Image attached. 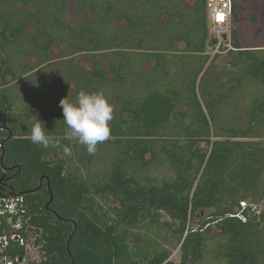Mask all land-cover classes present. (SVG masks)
Returning a JSON list of instances; mask_svg holds the SVG:
<instances>
[{
	"label": "trees",
	"instance_id": "trees-1",
	"mask_svg": "<svg viewBox=\"0 0 264 264\" xmlns=\"http://www.w3.org/2000/svg\"><path fill=\"white\" fill-rule=\"evenodd\" d=\"M254 1L232 0L231 53L236 66L245 69L250 61L249 67L246 72L241 68L229 73L221 89H203L204 71L212 63L205 50V0H195L192 8L180 0H76L79 9L95 15L82 20L78 28L61 20L67 0H0V84L30 72L26 78L40 109L30 115L26 99L15 117L11 109L21 98L0 94L13 133L25 136L7 141L0 161L4 165L15 161L24 179L34 183L41 175L49 178L55 215L63 219L38 198L19 192L28 201L36 245L46 256L44 264H131L117 227L130 226L155 211L165 212L178 224L175 232L183 264H190L187 255L195 256V264H202L207 256V261L211 257L218 264H264L263 214L240 206L253 195H264V37L254 33L264 26V17L254 11ZM18 4L21 7L15 10ZM116 19L125 21L123 28L115 25ZM30 21L45 37L43 46L23 33ZM50 44L61 48L58 68L48 52ZM112 51L119 63L109 77L101 60ZM84 52L92 59L89 72L74 65L75 56ZM29 55L37 57L36 65L27 64ZM148 59L153 66L144 71ZM70 81L76 84L73 91L68 90ZM234 82L232 93H227L225 88ZM251 87L247 107L241 109L250 125L242 133L230 128L224 137L213 134L220 107L232 101L230 111L236 112L240 105L232 96ZM88 89L103 91L112 106L119 103L110 122V138L94 154L70 136L59 106L62 97L74 99ZM199 92L205 95L200 97ZM33 115L43 121L53 140L47 148L30 140ZM64 147L71 149L78 169L85 171L83 178L66 174V162L59 156ZM164 163L170 177L157 180L147 175ZM93 167H97L94 173ZM92 195L118 202L112 223L102 225L91 218L87 208ZM208 208L213 211L191 227L196 212ZM168 258L162 250L144 264H174Z\"/></svg>",
	"mask_w": 264,
	"mask_h": 264
},
{
	"label": "rangeland",
	"instance_id": "rangeland-1",
	"mask_svg": "<svg viewBox=\"0 0 264 264\" xmlns=\"http://www.w3.org/2000/svg\"><path fill=\"white\" fill-rule=\"evenodd\" d=\"M46 1L51 2L53 0ZM183 2L188 7H191L194 5L195 0H183ZM20 7L21 5L18 4L17 6H15V10H18ZM252 7L260 17H264V0L254 1ZM243 9L247 10V8ZM206 15L208 17V12L206 13ZM90 17H92V14L87 11L78 9L75 0H67L65 12L62 14V21L66 22L72 27H76L82 19ZM207 21L209 32L211 28L209 18ZM29 24V33H35V23L31 21L29 22ZM121 25L122 22L119 21L118 26ZM254 33L257 37L261 35L264 37V26H258L254 30ZM87 44L89 46L90 42H88ZM179 46L183 47V44L180 42ZM205 50L211 58L212 48L206 47ZM59 51L60 49H57L56 47L51 50L53 56H57ZM211 60L212 63L208 67H206L204 71L205 75L201 81L203 89H214V87L221 89L225 87V84H227L225 83V81L227 80V75L231 72L238 73V70L242 68L241 66L235 65V57L230 52V50H225L223 53L217 54V56H214ZM35 61L36 59H33V62ZM102 63L105 74L108 76H112L115 74L118 67V56L115 53H110L103 59ZM227 63H234L232 69L228 70V74L225 73ZM76 64L77 67H79V69H81L82 71H87L91 67V60L87 54H80L76 60ZM249 64L250 61H246L245 69L242 68L244 72H246ZM152 66L153 60L148 59L144 63L143 68L145 70H150ZM252 83L253 82H251L250 84L251 86ZM204 85H206V87H204ZM235 85L236 83L234 82L231 86L225 88L226 92L232 93V87ZM74 88L75 85L72 84L68 89L69 91H73ZM252 90L253 87L246 89L245 94L238 92L235 96H232V99L238 101V105H240V109L236 112L230 111L234 107L232 101H228V103H225L224 106L220 107V115L213 120V134L218 133L219 136L224 137L226 133H231V130H229L230 128L236 129V132L238 131V133L244 132V129L247 128L250 123L245 119V112L241 111V109H245V107H247V99L252 95L250 94L253 92ZM202 95H205L204 92H199V96L202 97ZM204 98L209 99L210 97L209 95H206ZM112 107L113 113L116 112L119 108V103L117 104V102H115ZM237 116H241L240 119L239 117L237 118ZM201 147L205 148L204 142L201 143ZM59 156L66 162V174H73L76 180L84 177L85 171L83 169H78V162L70 154L66 153L64 151V148L60 149ZM95 171H97V167L91 168L92 173H94ZM147 175L152 179L160 180L162 178L170 177L172 173L168 169L167 163H164L159 167L151 169ZM91 197V201H89L87 208L91 212V218L102 225L112 223L115 218L113 208L119 206L118 202L115 199L111 198L105 200L98 195H92ZM226 203L230 204V200L228 199V202ZM240 206L242 208L249 207L251 210L256 211L257 216H261L263 214V219L258 217V221L261 219L262 224L264 225V195L262 197L253 195L247 200L241 201ZM212 211L213 208L197 211L196 213L197 215L199 214V216L195 214V218L191 219L190 226H197L201 222V218ZM176 228H178V224H176L175 221L163 211H155L154 213L146 212L139 218L136 223L130 226L118 225L117 233L126 243V261H128V263L130 262L131 264H144L153 253L166 250L169 253L168 259H170L174 264H183V262H181L179 237L175 232ZM212 231L216 232V228L214 225L212 226ZM187 258L190 264H195L197 262L195 261V256L188 257L187 255L186 259ZM207 259L208 256L205 258V261H202V264H218L217 261L211 257L209 261H207Z\"/></svg>",
	"mask_w": 264,
	"mask_h": 264
},
{
	"label": "built area",
	"instance_id": "built-area-1",
	"mask_svg": "<svg viewBox=\"0 0 264 264\" xmlns=\"http://www.w3.org/2000/svg\"><path fill=\"white\" fill-rule=\"evenodd\" d=\"M205 5L211 25L208 39L217 40L211 55L232 49V0H205ZM34 233L24 194L0 192V264H44L46 256L36 245Z\"/></svg>",
	"mask_w": 264,
	"mask_h": 264
},
{
	"label": "flooded vegetation",
	"instance_id": "flooded-vegetation-1",
	"mask_svg": "<svg viewBox=\"0 0 264 264\" xmlns=\"http://www.w3.org/2000/svg\"><path fill=\"white\" fill-rule=\"evenodd\" d=\"M76 1V0H75ZM181 3L187 7V8H192L193 6L191 7H188L184 2L183 0H180ZM77 4V3H76ZM67 6V5H66ZM78 7V6H77ZM79 9V8H78ZM81 10V9H80ZM83 11H87L89 12L88 10H83ZM65 12V11H64ZM63 12V13H64ZM90 13V12H89ZM92 14V13H90ZM91 18H95V15L92 14V17L90 18H86V19H91ZM162 20H164V18H161ZM61 20H62V15H61ZM82 20H85V19H82ZM81 20V21H82ZM161 20V21H162ZM119 21L122 22V25L121 26H118V23ZM31 22V21H30ZM81 23V22H80ZM79 23V24H80ZM79 24L74 27V28H78ZM115 25L121 29L124 27L125 25V21L124 20H121V19H116L115 20ZM29 27H30V24H27V26L25 27L23 33L27 36V37H35L37 42L40 44V45H44L46 43V39L43 35H40L37 33V31L33 34L29 33ZM3 30V25L0 24V31ZM209 33V32H208ZM7 36H9V33L7 32L6 33ZM208 38H207V42H208ZM89 41V40H88ZM88 43V42H87ZM91 46V43L87 44V47H90ZM59 48L60 51L58 52V55L57 56H53L52 55V52L51 50L53 48ZM208 47V46H207ZM211 48V47H209ZM233 49V48H232ZM230 49V52L231 50ZM2 49L0 48V51ZM225 51V50H224ZM227 51V50H226ZM48 52L49 54L51 55V57L53 58L52 60V63H53V66L55 68H58L60 67V64H59V59H60V53H61V48L56 45V44H50L49 45V49H48ZM85 54L88 55V57L90 58L91 60V67L89 70L87 71H83V72H89L92 70V59L89 55L88 52H84ZM84 53H80V54H84ZM110 53H115V51H112ZM110 53H108L107 55H109ZM223 53V52H222ZM80 54H77L75 56V60H74V65L76 66L77 69H79V67H77V64H76V60L78 58V56ZM116 54V53H115ZM221 54V53H220ZM106 55V56H107ZM117 55V54H116ZM105 56V57H106ZM212 57L210 58V60L214 57V56H217V54L215 55H211ZM104 57V58H105ZM56 58V59H55ZM103 58V59H104ZM33 59H36L35 62H33ZM103 59L101 60V65H102V68H103ZM56 61V62H54ZM26 62L28 65L30 66H33V65H36L38 60H37V57L35 55H29L26 57ZM32 62V63H31ZM118 63H119V58H118ZM230 64H232L231 66L233 67L234 63H227L226 64V70H225V73H229L228 70H231L232 67H229ZM118 66V65H117ZM118 69V67H117ZM81 70V69H79ZM144 71H147L143 68ZM82 71V70H81ZM103 71H104V68H103ZM105 73V71H104ZM30 74V72L20 76L17 80H11L9 83L5 84V85H2L0 84V94H7V95H12L13 97L14 96H19L21 99L16 101L14 104H13V107L11 109V114L13 116H17L21 113V109L22 107L24 106V102L26 99H28L30 101V115L34 114V113H37V111H39V106L36 104V100L35 99H32V97H34L35 93L33 92V89L31 88L32 86V83L26 78V76ZM108 76V75H107ZM113 76V75H112ZM111 77V76H109ZM9 79H11V77L9 76ZM97 81V82H96ZM229 81V74L227 75V80L225 81V83H228ZM98 83V80L95 79V84ZM74 84L75 85V88H76V84L73 82V81H70L68 83V88L71 87V85ZM226 85V84H225ZM74 88V89H75ZM69 90V89H68ZM90 89L88 90H85V91H89ZM90 91H93V90H90ZM23 98V99H22ZM31 98V100H30ZM10 124V117L7 115L6 111L4 110L3 106L0 105V152H1V156L5 153L6 151V143L7 141L9 140H12V139H19V138H24L25 136H19L17 135L18 133L16 131H14L13 133V130L11 129V126L9 125ZM1 162V161H0ZM1 167H2V173L0 175V190H2L1 192L2 193H10L11 190H13L15 193H19V192H24V193H27L28 195L30 196H33V197H36L38 198L39 200V203L42 201L43 202V206L51 213H53L54 215L56 214V212L54 211V206H55V200H54V195L52 194V191H51V186H50V182H49V178L46 176V175H41L37 182L34 183L32 181H29L27 179H24V174L22 173V170H21V167L18 163H16L15 161L11 160L10 162H7V164H2V162L0 163ZM40 178H42V181L40 183ZM48 182H49V185H48ZM40 184V185H39ZM51 196V198H50ZM57 218L61 217L59 215H55ZM59 219H63L62 217L59 218ZM69 221V220H68ZM70 222V221H69ZM71 223V222H70ZM72 224V223H71Z\"/></svg>",
	"mask_w": 264,
	"mask_h": 264
},
{
	"label": "clouds",
	"instance_id": "clouds-1",
	"mask_svg": "<svg viewBox=\"0 0 264 264\" xmlns=\"http://www.w3.org/2000/svg\"><path fill=\"white\" fill-rule=\"evenodd\" d=\"M59 106L70 136L84 146L87 153L94 154L97 146L110 138L113 107L103 91L81 90L74 99H70L68 95L62 97ZM30 140L44 148L53 143L43 121L36 115L30 121ZM64 151L71 154L68 147H64Z\"/></svg>",
	"mask_w": 264,
	"mask_h": 264
},
{
	"label": "water",
	"instance_id": "water-1",
	"mask_svg": "<svg viewBox=\"0 0 264 264\" xmlns=\"http://www.w3.org/2000/svg\"><path fill=\"white\" fill-rule=\"evenodd\" d=\"M222 38H223V39H226V35L223 34V35H222ZM216 42H217V40H216L215 38H210V39L208 40V42H207V46H208V47H212L213 45L216 44ZM41 181H42V178H40V183H41ZM39 185H40V184H39ZM48 185H49V182H48ZM9 194L13 195V194H15V192H14L13 190H11ZM50 198H51V196H50ZM59 218H61V217H59ZM69 221H70L72 224L75 225V221H74V220L69 219ZM70 237H71V236H70ZM70 237H69V238H70ZM68 243H69V241H68ZM67 248H68V245H67ZM68 249H69V248H68Z\"/></svg>",
	"mask_w": 264,
	"mask_h": 264
},
{
	"label": "crops",
	"instance_id": "crops-1",
	"mask_svg": "<svg viewBox=\"0 0 264 264\" xmlns=\"http://www.w3.org/2000/svg\"><path fill=\"white\" fill-rule=\"evenodd\" d=\"M208 19V18H207Z\"/></svg>",
	"mask_w": 264,
	"mask_h": 264
}]
</instances>
